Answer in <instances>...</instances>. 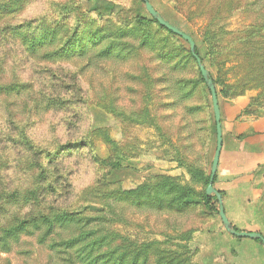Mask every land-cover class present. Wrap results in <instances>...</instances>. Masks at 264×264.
<instances>
[{"label": "rangeland", "instance_id": "rangeland-1", "mask_svg": "<svg viewBox=\"0 0 264 264\" xmlns=\"http://www.w3.org/2000/svg\"><path fill=\"white\" fill-rule=\"evenodd\" d=\"M149 2L200 48L215 80L221 114L224 153L213 186L223 192L224 211L234 227L264 236V158L259 157L257 170L254 166L245 178L230 172L227 158L238 134L250 135L264 153V29H251L249 38L258 36L259 44L249 40L244 44L242 36L237 63L219 67L200 31L204 18L216 10L215 23L225 31L241 35L250 25L264 26V0ZM198 2L199 9L205 6L202 15L195 8ZM11 3L22 9L0 18V85L26 83L30 90L0 94V203L5 204L0 227L51 210L76 212L88 206L87 212L96 214L107 204L112 229L134 244L156 243L145 264H264V247L229 234L218 213L199 199L205 184L191 181L173 161L179 150L207 176L216 148L211 98L187 56L189 44L157 28L141 0L1 1L4 6ZM188 8L196 10L194 19L185 18ZM131 19L138 32H129L125 39L139 49L129 57L127 52L117 53L127 57L122 60L96 59L91 54L44 60L28 53L17 36L58 26L60 40L54 50L61 51L68 37L90 21L110 26L133 24L128 23ZM146 30L151 32L149 40L139 47ZM226 36L225 43L230 41ZM171 64L178 66L172 69ZM138 74L141 77L135 79ZM179 82L186 84L184 93L175 87ZM187 92L191 95H182ZM144 106L147 112L140 114ZM118 153L121 168L106 174L105 163ZM160 175L191 190L187 196L177 193L174 207H161L165 196L152 191L155 182L150 177ZM35 181L37 187H32ZM144 182L152 183L151 188L140 197L122 194ZM183 200L186 203L180 205ZM212 205L218 210V202ZM18 238L6 239V251L0 244V264H61L48 248L49 240L38 241V233L27 231Z\"/></svg>", "mask_w": 264, "mask_h": 264}, {"label": "trees", "instance_id": "trees-1", "mask_svg": "<svg viewBox=\"0 0 264 264\" xmlns=\"http://www.w3.org/2000/svg\"><path fill=\"white\" fill-rule=\"evenodd\" d=\"M0 0V18L9 16L14 14L15 12H19L22 7L17 4H1ZM142 1V0H141ZM201 2H198L195 6L196 10H200V15L203 14V9H199ZM208 5V1L206 3ZM189 12L185 13V18L190 20L191 15L195 16L196 10L188 8ZM101 11V10H100ZM209 17L204 18L205 24L201 27V37L204 42V46L209 47L208 53L215 56V64L217 67L222 66L225 63L233 62L236 64L238 54V47L241 45L242 36L246 37L244 40V44L249 40L251 44H259L262 41L257 38H249L252 34L250 32L251 29L257 28L258 30L264 29V26H258L256 24L248 26V33L245 34V31L242 34H238V31H225L222 26H217L215 23L216 13ZM142 18H138L137 21H142ZM132 20L128 23L133 24H111L110 26L105 25H95L94 21H90V24H86L83 30H75L71 36L68 37L67 47L58 51L54 50L56 45L58 44L60 37L59 27L54 26L51 28L43 29L37 35H31L26 33H19L17 36L19 37V42L21 46L28 52L40 55L44 60H57L64 58H76L82 57L87 54H91L90 57H95L96 59H107L113 57L119 58V60L125 59L131 55V51L135 52L138 46H134V43H130L125 39V36L130 33H137L138 30L134 29V22ZM146 20H144L145 22ZM152 22L155 23L156 27L165 31L168 35H173L181 40V37L173 34L169 30L162 27L156 20L152 19ZM56 27V28H55ZM246 30V29H245ZM226 34L230 35V41L225 43L227 38ZM131 35V34H130ZM151 35L150 31L144 33V35L138 40L139 47L143 44L147 43L149 37ZM133 36V35H132ZM189 36H191L189 34ZM192 37V36H191ZM193 39V37H192ZM163 40L165 38L163 37ZM185 41V40H184ZM127 52V57L122 58V54ZM117 53H122L118 55ZM195 53L200 58L202 64L206 68L204 64L203 56L201 55L200 48L195 45ZM207 53V49H206ZM248 53V52H247ZM245 52V56H249ZM137 51V55H138ZM187 56L195 63L198 68L196 59L190 52V49L187 51ZM217 57H220V61L217 60ZM264 57V56H263ZM264 59V58H263ZM249 60L247 59V62ZM170 64L163 62V65ZM176 67L178 64H174ZM171 64V68H176ZM207 69V68H206ZM179 70V69H178ZM208 70V69H207ZM209 71V70H208ZM200 81L204 84L207 94L211 98V94L209 89L207 88L204 79L201 76L199 71ZM210 78L212 79L214 86L215 80L213 79L211 72L209 71ZM135 79H139L141 75L134 76ZM176 88L180 89L181 93H184L186 90V84H182L179 82L175 84ZM30 90V86L26 83H9L7 85H0V94H9V95H18L21 93H25ZM216 90V88H215ZM217 93V99L219 104V95ZM187 97L191 95L190 92H187ZM212 103V102H211ZM146 105V104H145ZM250 103L247 105L249 107ZM246 107V108H247ZM107 112L111 111L106 106H101ZM246 108L243 110L245 111ZM146 106H144L140 110V114H145L147 112ZM191 111V109H190ZM214 118V115H213ZM221 122V120H220ZM213 130H215V121L213 122ZM216 133V130H215ZM107 144L110 145L111 149H115V143L112 140H106ZM120 154L118 153L115 156L113 161L107 162V170L106 174L111 173L114 170H118L121 168L120 163ZM125 158V157H124ZM174 160L177 164L186 170L188 175L190 176L191 181L193 182H203L207 187L210 172L207 176H204L203 172L193 166L192 163L186 160V157L182 152L176 150L174 155ZM40 165V164H39ZM157 181H156V180ZM154 178L150 177V181H152L153 192L157 197L165 196L164 202L165 204H161V207H174V205L178 202V197L176 198V194H181L183 196H187V194L191 191L190 188L185 185H179L176 183L175 178H171L169 176H156ZM217 180V173L214 177L213 184ZM158 182V183H157ZM149 182H144L136 186L131 190H123V195H132L138 194L140 197L142 193H144L147 189L151 188V184ZM32 187H37L36 181L35 184H32ZM205 187V189H206ZM33 189V188H32ZM31 189V190H32ZM30 194L32 191L29 192ZM221 196L223 197V192L219 191ZM34 195V194H33ZM28 196V194H27ZM26 199L28 197H25ZM200 201L205 208L212 211L215 210L218 213V210L213 207V201L217 202V199L214 195L208 196L205 191L200 195ZM154 201V200H152ZM139 204L140 202H134ZM152 203V202H150ZM158 205V202H155ZM186 200L180 201V205H184ZM5 204L0 203V210L4 209ZM88 206L82 207L83 211L76 212H67L65 210H51L47 213H38L31 217H22L21 219L9 221L4 226L0 227V244L3 246V250L6 251L8 249L9 242H6V239H16L23 233L29 231L30 234L38 233V241L43 243L47 240L48 248L55 254V256L61 260V264H145L147 262V257L150 254V249H155L154 246L156 243L150 244H134L128 238L121 235L118 231L111 228V220L109 218L110 207L107 204H104L99 213L92 214L87 212ZM238 230L236 227H234ZM263 236V235H262ZM19 239V238H18ZM261 246H263L260 240H255ZM7 247V248H6ZM132 250V251H131ZM158 250H152L151 253H156ZM130 255V258H129ZM158 259L155 260L157 262Z\"/></svg>", "mask_w": 264, "mask_h": 264}, {"label": "water", "instance_id": "water-1", "mask_svg": "<svg viewBox=\"0 0 264 264\" xmlns=\"http://www.w3.org/2000/svg\"><path fill=\"white\" fill-rule=\"evenodd\" d=\"M145 10L147 13L156 20L162 27L169 30L173 34L181 37L183 40H185L189 44V49L194 58L196 59L199 71L201 73L202 78L205 81V84L207 88L210 91L211 94V102L213 107V114H214V121H215V130H216V148L214 151L212 164L210 168V176L208 185L205 189V193L208 196L214 195L217 199V202L219 204L218 208V215L220 217V220L226 229V231L231 234L232 236L238 237V238H250L253 240H260L264 247V236H262L259 232H249L244 230H236L228 217L225 214L224 207H223V201L221 194L214 188L213 186V180L217 172L218 162H219V156L222 149V129H221V114H220V108L218 104L217 99V93L215 90L214 83L212 79L210 78L209 71L204 67L202 64L200 58L195 53V42L192 39L191 36H189L187 33L183 32L182 30L172 26L168 22H166L162 16L155 10V8L152 6V4L149 2V0H142Z\"/></svg>", "mask_w": 264, "mask_h": 264}, {"label": "crops", "instance_id": "crops-1", "mask_svg": "<svg viewBox=\"0 0 264 264\" xmlns=\"http://www.w3.org/2000/svg\"><path fill=\"white\" fill-rule=\"evenodd\" d=\"M246 105L247 104H245V106ZM240 135L242 134H238L235 137L234 143L232 142L233 151L230 154H228L227 158L230 162V172L232 171V173H235L238 175L242 174L243 178H245L250 172H252V170L255 169V167L257 170V167L259 166L258 164H260L258 161L261 159V157L264 158V153H263V150H260L257 148V144L255 142L250 141V135L243 137V138H241ZM222 147H223V137H222ZM261 151H262V154L259 153ZM223 153H224V150L221 149L217 169L220 167ZM261 175L264 178V174H261ZM240 177L241 176H239V178Z\"/></svg>", "mask_w": 264, "mask_h": 264}]
</instances>
